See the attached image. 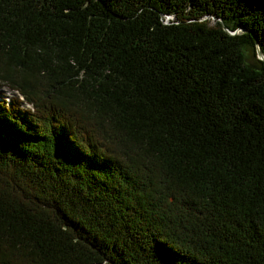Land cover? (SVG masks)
<instances>
[{"label":"trees","instance_id":"16d2710c","mask_svg":"<svg viewBox=\"0 0 264 264\" xmlns=\"http://www.w3.org/2000/svg\"><path fill=\"white\" fill-rule=\"evenodd\" d=\"M256 41L264 0H0V264H264Z\"/></svg>","mask_w":264,"mask_h":264},{"label":"rangeland","instance_id":"374dc122","mask_svg":"<svg viewBox=\"0 0 264 264\" xmlns=\"http://www.w3.org/2000/svg\"><path fill=\"white\" fill-rule=\"evenodd\" d=\"M173 16L170 14V17ZM211 16H214L213 14H211ZM215 17V16H214ZM168 19V18H167ZM214 20V19H213ZM240 28V27H239ZM253 47L247 48L246 49V53H245V61H247L248 64H253V66H257L258 65V61H256V57L257 55H254L253 52Z\"/></svg>","mask_w":264,"mask_h":264},{"label":"water","instance_id":"95a60500","mask_svg":"<svg viewBox=\"0 0 264 264\" xmlns=\"http://www.w3.org/2000/svg\"><path fill=\"white\" fill-rule=\"evenodd\" d=\"M171 14V13H170ZM170 14H167V16L166 17H168V18H170ZM208 15V14H207ZM224 27L230 32V33H235L238 29H236V30H230V29H228L227 28V26L226 25H224ZM255 50H256V55H257V57L258 58H260V59H263L264 60V54L260 51V48H259V46H258V43H257V41H256V44H255Z\"/></svg>","mask_w":264,"mask_h":264}]
</instances>
